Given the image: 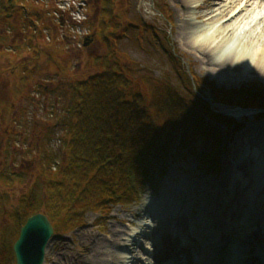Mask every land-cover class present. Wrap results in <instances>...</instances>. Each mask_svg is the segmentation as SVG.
<instances>
[{
  "label": "rangeland",
  "instance_id": "374dc122",
  "mask_svg": "<svg viewBox=\"0 0 264 264\" xmlns=\"http://www.w3.org/2000/svg\"><path fill=\"white\" fill-rule=\"evenodd\" d=\"M25 2L29 8L27 11L19 7L12 14L10 11L5 13L4 8L0 9V139L5 140L6 148L10 150L7 154L8 170L16 169L18 174H27L23 180L6 182L5 191L2 190L5 196V208L4 213L0 215V233L5 232V238L8 237L5 240L7 247L11 245L21 227L20 221H16V217H13L15 209L22 203L21 199L28 190L36 189L38 193L45 190L44 171L41 172L42 162L47 163L45 151H50L55 156L54 170L60 172V168L63 169L67 160L68 147L65 145L66 130L63 123L65 116L69 115L68 110L73 100L72 83L95 73L98 67L94 64V56L107 51L103 38L93 31L92 24L96 13L95 0H26ZM114 4L118 13L116 20L121 25L118 28L115 44L118 50V60L124 65V69L128 70L132 79V89L145 95L146 104L149 94L162 87H175L184 99L191 102L198 100L194 97L195 94L200 98L204 96L202 95L204 94L202 88H204L206 94L212 96L210 98L215 102L214 107L223 110L232 108L229 105L230 100L227 99L226 94L218 98L212 94L209 82L231 90L238 89L248 82L251 84L264 83L263 76L250 74L247 69L241 72H227L219 69V63L226 61V56L221 58L219 63L211 65L203 64L199 59L202 55L199 51L202 38H209L213 34L214 43L222 42H220L221 46L217 49L218 51L226 46L230 49L231 46L235 47L244 37L243 33L235 36L217 34L216 30L227 22L229 17H224L219 21L202 22L195 18L192 13L194 10L183 16L182 18H189L188 20L191 18L193 26L189 31L195 34L190 36L189 45H185L180 33V22L176 16L178 7L174 0H114ZM192 6L194 9L195 3H192ZM83 30L85 34L82 33ZM35 32L38 38H34ZM88 36L92 37V40L85 46L84 43ZM241 45H243L239 47H242L241 50L232 52L227 57L233 62L244 64L251 61L250 56L254 45L246 43ZM218 53L219 51H214L209 57L212 60L217 59ZM259 66L264 69V59H260ZM183 71L188 72L189 75L192 74L191 79L194 80L192 84L185 78ZM195 74L198 75V80H195ZM198 81L202 88L196 83ZM232 101L240 102L239 99H232ZM193 104L190 103L191 108ZM206 116L209 117V115ZM254 117L241 116L239 120L236 118L237 122L234 118L225 121L220 119L222 122L218 121L214 126L211 120L204 116L203 122L214 126V132L218 137L221 136L222 142L220 147L217 145L215 148L210 140L197 138L193 143L194 148L191 149L192 152L195 151L193 155L188 153L190 150L181 151V140L185 139L188 134L178 128L173 137V139L176 138L174 150L171 149L173 152L162 164L163 169L154 165V168L150 167L148 174H144L145 181L141 183L138 181L136 200L117 198L115 201H110L109 208L107 205L102 209L87 210L86 215L79 219L83 222L80 224L76 222L77 227L54 234L48 245L49 248L47 247L44 264H71L76 261L75 259H77L76 264L79 259L81 263L85 248L82 244L83 235L87 230L106 238L111 236L113 226H115L123 236L121 242H125L127 232L139 226V223L147 222L150 227L156 229L155 223L150 220L154 215L142 213L137 208L150 196L158 195L175 184L187 190L185 184L171 181V176L176 175L181 177L180 179L183 177L193 179L198 176L209 178L213 180V183L215 180L220 182V178L227 173L238 177L240 172L232 173L225 169L228 162L227 156H236L232 151L236 140L238 136L246 132L249 124L252 128L260 124L258 117ZM238 124H242L243 127L240 126L241 129L238 131L232 130ZM32 131L36 134L41 132L40 138L36 137L38 140H32L33 135H29ZM218 131L221 132L218 134ZM31 141L33 146L29 148V151L27 148ZM258 145H254L255 151H261ZM15 149L24 152V158L15 152ZM212 151L220 154V161L223 163L220 171H210L201 166L197 158L196 153L198 152L210 153ZM5 156L0 155V158L6 159ZM226 178L228 180L234 176ZM136 179V176L133 179L131 177L130 184L133 185ZM190 187L193 188L192 193L200 190L199 186L192 183ZM261 196L264 199V189ZM186 200L189 201L184 198L181 201L186 204L184 202ZM215 200L210 201L208 204L210 207L207 208L209 211H205L212 213L213 217H215L214 214H222L220 212L225 211L221 209L222 207H217ZM218 202L224 203L223 200H218ZM65 210H62L60 214L67 218L71 215L68 213L71 212L64 213ZM158 212L156 209L153 210V213ZM146 230L149 229L146 228ZM63 239L69 247L65 248V253L56 260L54 259V248L57 240ZM148 241L150 242V239L144 238L139 243L131 245L132 247L120 244L118 251L128 252L129 250L134 251L135 255L139 254L129 264H150L152 251ZM7 247H5L6 252L5 250L0 252V264H16ZM91 259H86V261L89 262ZM167 262L166 259L163 263L167 264Z\"/></svg>",
  "mask_w": 264,
  "mask_h": 264
},
{
  "label": "trees",
  "instance_id": "16d2710c",
  "mask_svg": "<svg viewBox=\"0 0 264 264\" xmlns=\"http://www.w3.org/2000/svg\"><path fill=\"white\" fill-rule=\"evenodd\" d=\"M25 1L0 0V9L4 8L5 13L10 11L12 14L19 7L27 11L29 8ZM94 6L96 13L93 31L103 38L107 51L94 56V64L99 68L95 73L72 83L73 100L68 110L69 115L65 116L63 123L68 162L65 161L60 172L54 170L55 156L50 151H45L47 163L42 162L41 171H44L45 190L41 193L36 189L28 190L21 199V205L13 214L15 220L20 221L21 227L30 216L43 212L52 222L55 233L69 231L83 222L79 219L91 208L102 209L107 205L109 208L110 201L117 198L136 200L138 181H145L144 174H148L150 167L154 168V165L163 169L162 164L174 150L176 138L173 137L178 128L191 136L187 135L181 140V151H191L197 138L210 140L215 148L217 145L220 147L222 142L221 136L218 137L214 132V126L202 120L206 115L205 109L213 116L221 115L212 111L209 104L196 94L194 97L198 100L195 103L184 99L175 87L166 86L150 93L148 103H145V95L132 89L128 70L118 60L115 44L121 25L116 20L118 13L114 0H95ZM38 37L35 32L34 38ZM183 73L192 84L188 72ZM194 78L198 80L196 74ZM196 83L202 88L199 81ZM190 103H194L193 108ZM40 134L41 132H29L30 136L33 135V141L40 138ZM31 146L32 141L27 149ZM9 152L5 140L1 138L0 155H6V159L0 158V215L5 208L2 190L5 191L6 182L23 180L27 175L18 174L16 169L8 170ZM15 152L24 158V152L17 149ZM218 154L217 151L203 152L197 158L210 171H220ZM134 176L138 180L131 185L130 179ZM62 210H65L64 213L71 212L68 213L71 215L65 218L60 214ZM21 227L9 247L5 243L8 239L5 238V232L0 233V252H4L5 247L9 248L15 261L13 247L19 238Z\"/></svg>",
  "mask_w": 264,
  "mask_h": 264
},
{
  "label": "bare ground",
  "instance_id": "6f19581e",
  "mask_svg": "<svg viewBox=\"0 0 264 264\" xmlns=\"http://www.w3.org/2000/svg\"><path fill=\"white\" fill-rule=\"evenodd\" d=\"M174 1L178 7L176 16L180 22V33L185 45H189V40H191L190 36L195 34L189 31L193 26L191 18L188 20L189 18L182 17L188 15L193 10L192 13L195 15V18L200 19L202 22L219 21L224 17H229L227 22H224L220 25L219 29L216 30L218 35L225 34L226 36H235L239 33L244 34L245 38L243 37L235 47L231 46L230 49V47L226 46L218 50V57L213 60L209 56L214 53V51L218 52L217 49H220L221 41L214 43V40H212L213 34L209 38L200 39L202 42L200 43L199 47H201V50L199 51L202 55L199 59L203 64L211 65L219 63L221 58L226 56V61L223 60V62L221 61L219 63V69H224L227 72H241L243 69H247L250 74L264 77V69L259 66L260 59H264V0ZM192 3H195L194 9ZM245 43L254 45L250 56L251 61L249 60L247 63L243 64L233 62V60L227 57L230 53L241 50L242 47H239L243 46L241 44ZM242 144L243 140H240V142L236 140L232 150L234 154L238 147H242ZM231 166L237 167L238 164L233 162L228 163V169H230ZM242 166L244 167L245 164L243 163ZM230 176H234V178L226 180V177ZM236 176L237 175L227 173L220 178V182L215 180V183L209 178H201L198 176L193 179L187 177L180 179L181 177L179 178L176 175L171 176V181H179L185 184L187 190L175 184L169 189H165L164 192H160L158 195L150 196L148 200H145L139 208H137V210L142 213L154 215V219L152 218L150 220L155 223L154 227H156V229L150 227V224L147 222L139 223V226L133 227V229L127 232L128 236L125 238V242H121L123 236H121L119 229L115 226H113L111 236H107L106 238L87 230L83 235L82 244L85 247L82 254L83 257L81 263H79V259L78 264H117L118 262L121 264H129V262H133L139 254L135 255L134 251L130 252L129 250L128 252H120L118 251L119 245L123 244V246L129 245L132 247L131 245L139 243V241L144 238L150 239L151 242L148 241L152 251V260L150 264H164L163 262L168 255V251H166L167 229L174 223L173 220L177 221L175 223L177 226H181L183 222H190L192 225H196L198 226L197 228L201 229L199 233L198 231H194L192 235H201L202 238L205 239V249H203V251L201 250V245L198 243V256L202 259L203 263L206 262L207 264V262L210 263L212 261V264H216L215 258H220L224 254L227 256L228 263H230L232 258L235 259V256H230V252H228L229 244L226 243L225 245L222 241L223 236L226 234V226L231 225L234 238L236 240L242 238L243 247H241L240 250L242 252L243 262L246 261L245 264H264V199L261 198L264 187L258 189V186L254 183V178L258 177L263 179L264 176L247 170L240 171L238 177ZM231 179H234V182L229 183ZM191 183L199 186L200 190L196 193H192L193 188L190 187ZM183 198L189 201L186 200L184 201L186 204H183L181 201ZM213 199L217 200H215L217 207H222L221 209L225 210L224 212H220L222 214H214L215 217L212 216V213L209 214V212H205L209 211L207 210V208L210 207L208 204ZM246 199L250 200L249 203H244ZM218 200L227 201L225 203H219ZM171 204H173V206H171ZM166 206L170 210L167 209ZM240 206L245 208L241 218H239L240 213L238 212ZM155 209L160 213H153ZM226 209H231V212H227ZM218 215H220V217ZM197 220H199V222H197ZM216 226H218V228H216ZM146 228L149 230H146ZM229 233L230 231L228 235H230ZM249 241H252V246L248 244ZM162 246H164V248ZM257 246L261 247V258H258L255 254L254 249ZM67 247H69V244L64 241V239L57 240V245L54 248V259L56 258L57 260V258L61 257L65 253V248ZM206 247L209 250L208 254L205 251ZM150 249L147 251L148 253ZM161 250L163 251L161 252ZM89 258H92L91 261H86V259ZM75 260L76 261H73L71 264H76L77 259ZM188 262L190 264H197L195 260Z\"/></svg>",
  "mask_w": 264,
  "mask_h": 264
},
{
  "label": "water",
  "instance_id": "95a60500",
  "mask_svg": "<svg viewBox=\"0 0 264 264\" xmlns=\"http://www.w3.org/2000/svg\"><path fill=\"white\" fill-rule=\"evenodd\" d=\"M91 40L92 37L88 36L84 43L85 46H87ZM190 76H192V74H190ZM209 86L211 87L210 92L217 98L226 94L227 99L230 100L229 105L232 107L225 108L223 110H219L218 108L216 109V107H214L215 102H213V99H211L212 96L206 94L204 88L202 89V92L204 93L202 95L204 96H202L201 99L209 104L212 111L218 115H221L213 116L210 114V112H208L207 109H205L206 115H209V117L206 115L205 117H207L208 120H211V123L214 124V126H216V122H222L220 119H224L225 121L234 118L236 120V118L238 119L241 116H247L249 118L256 116L260 120V124L257 126L258 128H252L249 124L246 132L237 138V141L239 142L240 140H243L242 147H238L235 151V155L239 154V158H237V160L233 163L238 164V166H231L230 169L226 168L225 166V169H228L232 173H239L240 171L247 170L250 172L259 173L261 176H264V83L256 82L255 84H251L248 82L241 85L238 89H232L233 91L231 89L221 88L217 83L214 82H209ZM232 99H239L240 102H234ZM254 145H258L261 151H255L256 148ZM243 163L245 164L244 167L242 166ZM231 182H234V179H231L229 183ZM254 183L256 186H258V189H261L264 187V178L262 179L256 177L254 178ZM226 201L227 200H225V202ZM249 201V199H246L244 203H249ZM242 208L243 206H240L238 211L240 213L239 218L243 216V211L245 208ZM226 211L231 212V209H226ZM173 222L174 223L171 224L169 229H167V264H190L188 261L191 260H195L197 264H206V262L203 263L202 259L198 256V245H201V250L203 251V249H205V239L202 238L201 235H192L194 231H198L199 233L201 229L197 228L198 226L196 225H192L190 222H183L181 226H177L175 224L177 221L173 220ZM229 231L230 235H228ZM232 233L233 228L231 225H227L226 234L223 236L222 241L225 243V245L226 243L229 244L228 252H230V256H235V259L232 258L230 263H228L227 256L224 254L220 258H215L216 264L246 263V261L243 262L242 260V252L240 250L241 247H243L242 238L236 240ZM54 234V226L45 213L39 212L30 216L25 224L21 227L19 238L14 243L13 248L16 256V264H44L46 250ZM248 244L251 245L252 241H249ZM260 249V246H257L254 249L258 258H261L262 255ZM205 251L208 254L209 250L207 247ZM207 264H212V261L210 263L207 262Z\"/></svg>",
  "mask_w": 264,
  "mask_h": 264
},
{
  "label": "flooded vegetation",
  "instance_id": "af4514ba",
  "mask_svg": "<svg viewBox=\"0 0 264 264\" xmlns=\"http://www.w3.org/2000/svg\"><path fill=\"white\" fill-rule=\"evenodd\" d=\"M240 126H241V128L243 127V125L242 124H238L236 127H234L232 130H235V131H238V130H240L241 128H240ZM193 147H194V144H193ZM187 150H189V149H184V150H182V151H187ZM195 151H188V153H192V155L193 154H195L194 153ZM199 153H203V152H198V153H196V155H197V157H198V155H199ZM227 154H229V152H227ZM219 155V156H218ZM217 155V158H218V162H219V164H220V170L222 169V166H223V163L220 161V154H218ZM237 156V155H236ZM236 156H233V159H232V157H229V156H227V160H228V162L226 163V167H227V165H228V163H230V162H235L237 159H236ZM199 160V159H198ZM201 166H203V167H205L206 168V166L201 162V164H200ZM228 168V167H227Z\"/></svg>",
  "mask_w": 264,
  "mask_h": 264
},
{
  "label": "built area",
  "instance_id": "2783aa9c",
  "mask_svg": "<svg viewBox=\"0 0 264 264\" xmlns=\"http://www.w3.org/2000/svg\"><path fill=\"white\" fill-rule=\"evenodd\" d=\"M85 17H87V16H85ZM74 18H75V17H74ZM82 20H84V19H83V17H82ZM80 29H81V28H80ZM82 33H83V34H85V31L83 30V32H82Z\"/></svg>",
  "mask_w": 264,
  "mask_h": 264
}]
</instances>
